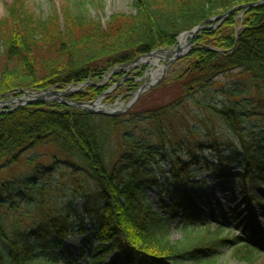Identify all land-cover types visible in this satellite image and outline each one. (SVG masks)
Instances as JSON below:
<instances>
[{"label":"trees","instance_id":"16d2710c","mask_svg":"<svg viewBox=\"0 0 264 264\" xmlns=\"http://www.w3.org/2000/svg\"><path fill=\"white\" fill-rule=\"evenodd\" d=\"M24 1H16L0 20V96L5 95V100L20 96L19 90L39 93L92 78L99 81L116 66L175 46L180 35L214 17L262 0H134L136 15L114 16L106 28L89 14L94 3L102 7L101 0L66 2L45 19ZM241 13L242 20H237ZM193 43L186 68L159 87V92L168 85L175 91L172 101L147 111L144 118L126 116L120 123L122 117L57 104L26 106L0 115V171L30 150L56 144L71 168L76 192L86 200L84 215L95 222L101 245H108L98 248L99 253L103 249L119 253L114 264H210L232 242L210 230L189 238L188 230L209 228L206 216L222 222L214 201L196 190L192 170L214 166L222 180L233 179L251 189L264 180V143L259 137L251 138L256 135L253 118L264 125V7L236 11L217 22L216 28L200 32ZM220 78L227 79L223 86ZM217 85L220 95L228 98L220 107L208 98ZM103 92L90 87L74 99L94 101ZM213 116L240 144L225 148L230 153L226 157L224 144L215 141L214 132L206 137L199 126L210 131L205 121L212 122ZM121 125L126 128L117 138L123 142L112 153L107 138ZM199 132L211 140H197ZM208 150L217 164L204 157ZM164 159H169L171 174L160 168ZM155 167L165 178L169 198L168 205L161 204L162 212L171 222L181 217L185 243H171L167 224L147 199L148 189L160 188ZM45 173L38 166L36 175L7 181L0 192V264H54V259L45 261L38 254L41 245L60 242L75 231L71 219L77 214L71 215L66 206L46 204L41 194L45 189L34 184ZM78 173L84 185L75 177ZM256 201L264 208V198ZM232 245L235 254L244 255L250 264L261 253L247 242L235 240ZM91 259V264L104 261Z\"/></svg>","mask_w":264,"mask_h":264},{"label":"rangeland","instance_id":"374dc122","mask_svg":"<svg viewBox=\"0 0 264 264\" xmlns=\"http://www.w3.org/2000/svg\"><path fill=\"white\" fill-rule=\"evenodd\" d=\"M16 1L19 0H0V20L5 18L8 9L12 8ZM71 1L72 3L75 0H25L26 7L30 9L34 14L43 16L44 19L48 17L53 9H61V6ZM102 7L89 6V14L95 19V21H100L104 28L110 22L114 16L126 15L134 16L136 15V10L134 7V0H101ZM243 13H241L237 20H242ZM217 27V24L214 28ZM239 27V26H238ZM187 43H190V37L187 38ZM179 43H176L175 46L171 48H158L152 53L139 57L133 63H128L120 66H116L108 70L104 75L101 76L99 81H88L86 83L71 85L63 90L60 89H49L46 93H52L55 91L65 92L66 94H72L71 97H68V100L75 101L77 103L90 104L96 100L87 101V102H78L74 97L78 94L87 93L88 88L97 87L103 89L102 95L98 98L100 101V106L104 107L103 110H113L116 107L119 108L124 113H121L117 117L120 118V123L126 121L130 117H142L146 115L147 111L155 109L157 107L166 106L169 102L172 101L175 91L170 89H164L160 91V86L163 87L166 85L167 81L171 79L175 74H179L186 68L187 61H185L186 56L190 53L173 63L162 76L163 79L158 83L157 87L149 89L144 93L140 98L133 103L140 89H142L146 84H152V72L160 71L163 74V68L167 65L169 60L159 61L158 66L152 65L151 63H143V59L150 57L155 53L164 52L168 53L177 48ZM194 47V43L192 45ZM191 46V47H192ZM192 47V48H193ZM142 61V63H141ZM161 76L157 78L158 81ZM220 85H224V82L227 81L226 78H220ZM155 81V82H156ZM154 82V83H155ZM168 84V83H167ZM218 85L214 87L213 90L219 87ZM135 88L134 92H129L130 89ZM159 88V89H158ZM75 89L74 91H71ZM158 89V90H157ZM212 90V91H213ZM28 94H20L22 100H34V92L25 91ZM79 92V93H77ZM156 92H159L156 94ZM219 89H216L212 96L208 97L210 103H214L216 106L219 105L223 100H228L227 97H222ZM264 94V92L262 93ZM258 97V96H257ZM16 98V97H13ZM51 98H56L52 96ZM264 98V95H263ZM4 98L0 100V115L3 113H11L21 107L34 106V105H53L57 104L59 106H65L70 109H75L71 106L65 105L62 102H51L48 104L38 103L34 105H25L21 107H16L12 105L9 101H3ZM2 102V103H1ZM133 103V104H132ZM188 110V107H186ZM95 109V108H93ZM195 109V108H194ZM126 110V111H125ZM196 110V109H195ZM199 111V109H197ZM82 111V110H80ZM193 111L188 110V112ZM86 112V111H84ZM90 113V112H87ZM96 115H102L95 113ZM124 115V116H123ZM106 116V115H102ZM127 116V118H126ZM214 117V116H213ZM210 119L212 117H209ZM208 131L205 126L199 125L200 129L207 132L206 137L209 136L208 133H213L215 141L224 144L223 149L232 146H240L237 139H235L232 134L226 129V127L214 117V119L205 121ZM252 123L254 124L256 130H253L254 134L251 135V138L259 137L260 141L264 143V125L260 118H253ZM214 126V129L212 128ZM263 126V128H262ZM126 127L122 125L117 128L116 131L110 133L107 141L110 140L114 150L110 151L116 153V147L123 142L122 138H117L118 132H122ZM141 133V127L138 130V136ZM199 136L196 139L201 140L202 142H209L211 139L205 138L201 132L198 133ZM48 143V142H47ZM109 147V146H108ZM225 157L228 156L229 149L224 151ZM207 158V161L211 164L214 163L216 156L208 150L204 155ZM66 157L63 156L56 144L48 143L43 146L37 147L33 150H30L24 153L17 163L10 165L8 168L0 171V192L5 189V184L7 181H13L14 179L20 177H31L36 175V167L41 166L42 170L46 173L44 176L41 174L40 179H38L34 184H40V187H43L45 190L41 192L42 197L45 198L46 204L52 203L54 206L59 208H64L71 215L76 218L71 219L73 228L75 231L73 233L65 234L64 239L54 242L49 240L48 243L40 247L39 253L45 261L52 260L54 264H91V258L98 257L102 260V264H114L116 259L119 256V253H109L104 249L99 253L98 248L105 245H101L97 239L96 234L98 232L95 230V222L87 215H84V207L86 206V200L82 198L80 192H76V189L72 183V172L69 166L65 165ZM184 163H188L186 156H182ZM169 159H164L161 161V170L166 172L170 171ZM203 166V168L193 169L191 173V180L196 185V190H201L206 198L213 200L216 208L219 212L217 216L222 219V223L219 226L211 219L210 216H206V222L209 224V228H198L197 230H188L191 235V238L196 236L205 235L206 231H211L212 233H219L221 238L228 239L230 241H235V239H245L249 240L252 237L257 238L258 243H260V248L262 253L255 254V263L254 264H264V209L256 201L257 199L264 198V180L258 184L256 189H251L242 182H233V179L230 181L222 180L220 173L215 170V167H211L209 170ZM205 168V169H204ZM235 168V167H232ZM157 171V178L160 184V188H152L147 191V199L153 205V207L159 211L160 217L164 219V222L168 226V232H166V237H168L172 244L185 243L188 239L186 236L185 230L181 226V217H179L174 222H171L165 214L162 212L161 204H169V198L166 196L165 192V178L160 172L158 167L154 168V172ZM171 174V172H169ZM78 180L84 185L85 179L78 173L75 176ZM199 185H203V189L199 188ZM31 192V191H28ZM38 194V193H37ZM38 194L39 196L41 195ZM81 198H80V197ZM252 198V200H250ZM250 200V201H249ZM16 200H14L15 202ZM19 212V213H25ZM221 212H224L226 217H223ZM75 213V214H74ZM165 232V231H164ZM218 239V238H217ZM242 240H240L242 242ZM191 241V240H190ZM107 246V247H106ZM105 247L108 248V245ZM104 247V248H105ZM234 245L228 244L227 247L222 248L217 255L213 258L210 264H250L245 259L244 255L235 254ZM41 259V257H40ZM39 264H42L41 262ZM186 264H209V263H186Z\"/></svg>","mask_w":264,"mask_h":264},{"label":"water","instance_id":"95a60500","mask_svg":"<svg viewBox=\"0 0 264 264\" xmlns=\"http://www.w3.org/2000/svg\"><path fill=\"white\" fill-rule=\"evenodd\" d=\"M260 6L264 7V0H262L260 2H257V3H252V4H248V5H243V6L235 7L231 11H229L227 14L222 15V16L214 17V18L208 20L207 22L203 23L202 25L196 27L192 31L182 34L178 38L177 43H179L180 38H185L186 39V44L184 46V50L182 52H179L174 58H172V59H170L168 61L167 65H165L164 68H163L164 71H163L162 76L164 75V73L166 72V70L173 63H175L176 61H178L179 59H181L182 57H184L185 55H187L189 53V51L193 47L192 44L194 42V39L197 38L198 34L201 31L211 29L212 26L216 22L225 20L229 15L235 13L236 11H239V10H242V9L256 8V7H260ZM189 37H190V43H187V38H189ZM150 56H152V55H150ZM141 63H142V61H141ZM162 76L155 83H153V84H146L142 89H140L139 92H138V94H137V96H136V98L134 99L133 103L136 102V100L138 98H140L144 93H146L149 89H151V88L155 87L156 85H158V83L163 79ZM47 91H43L41 93L34 94L33 95L34 96V100H26V101H24V100H22L19 97V98H16L14 100L9 101V103H11L12 105H16L15 108H17V107H21V106H25V105H34V104H38V103L48 104V103H51V102H62L63 104L68 105V106H71V107H73L75 109H80L82 111L91 112V113H98V114H102V115H106V116H118L121 113H124L123 111H121L118 108H115L114 110H108V111L103 110L104 107L100 106V101L101 100L92 102L90 104L77 103L75 101H71V100H68L67 99L68 97H71L72 94H66L65 92H59V91H55V92H52V93L44 94ZM19 93L25 94V95L28 94L27 92H24V90H19ZM77 93H79V92H77ZM52 96H56V98H51ZM2 97L3 96H1L0 99ZM93 108H95V109H93Z\"/></svg>","mask_w":264,"mask_h":264},{"label":"bare ground","instance_id":"6f19581e","mask_svg":"<svg viewBox=\"0 0 264 264\" xmlns=\"http://www.w3.org/2000/svg\"><path fill=\"white\" fill-rule=\"evenodd\" d=\"M185 44H186V39L185 38H180L178 47L175 48L174 50H172L171 52H168V53L159 52V53H156V54H154V55H152L150 57L144 58L142 61H143V63H151L152 65L158 66L159 61L170 60V59L174 58L179 52H182L184 50ZM161 75L162 74H161L160 71L152 72V81H153L152 84ZM74 90L75 89H72L71 91H74Z\"/></svg>","mask_w":264,"mask_h":264}]
</instances>
